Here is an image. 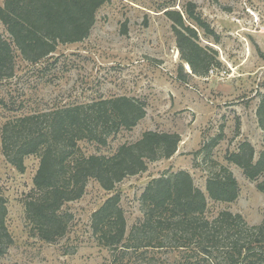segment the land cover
<instances>
[{
	"label": "rangeland",
	"instance_id": "obj_1",
	"mask_svg": "<svg viewBox=\"0 0 264 264\" xmlns=\"http://www.w3.org/2000/svg\"><path fill=\"white\" fill-rule=\"evenodd\" d=\"M5 0H0V6ZM193 4L209 33L190 23L207 56L219 61L207 76L193 74L182 60L173 23L165 12L183 13ZM0 32L8 37L0 21ZM217 53V54H216ZM127 96L145 103L146 117L130 132L112 138L107 146L82 141L83 154L112 156L120 146L139 141L148 131L177 133L178 152L149 163L146 172L117 186L121 208L132 228L143 222L140 198L155 178L186 171L207 198L206 217L227 211L250 226L264 220V195L258 185L264 174L249 179L229 162L244 143L255 149L256 162L264 151L258 111L264 102V0H111L100 9L90 37L82 43L61 45L52 59L37 65L17 60L15 76L0 81V197L8 209L6 224L12 244L0 264H182L185 252H129L122 262L97 242L92 216L114 193L91 179L83 197L67 203L73 215L66 236L55 243L41 240L29 222L26 203L38 198L34 178L39 159L25 160L19 172L2 151V127L11 118ZM227 167L239 184L234 203L210 199L206 185L211 173ZM192 263V262H191Z\"/></svg>",
	"mask_w": 264,
	"mask_h": 264
},
{
	"label": "trees",
	"instance_id": "obj_2",
	"mask_svg": "<svg viewBox=\"0 0 264 264\" xmlns=\"http://www.w3.org/2000/svg\"><path fill=\"white\" fill-rule=\"evenodd\" d=\"M111 0H5L0 21L8 37L0 32V81L15 76L17 60L37 65L52 59L59 46L87 40L97 22L98 12ZM182 60L194 75L207 76L219 65L208 57L198 41L196 24L209 33L210 27L190 4L183 13L165 12ZM217 54V53H216ZM146 117L145 103L120 96L86 104L55 107L51 110L11 118L2 127V151L19 172L25 160L39 159L34 186L39 193L26 203L29 222L37 236L55 243L64 238L73 215L63 212L67 203L81 199L93 179L114 193L92 216V230L100 246L111 251L117 262L125 255L144 256L149 251H180L182 264H264V220L250 226L242 216L224 211L215 219L206 217L207 198L190 173H166L153 179L140 202L143 222L132 228L128 238L127 220L121 208V194L115 192L125 179L144 173L149 163L171 159L179 149L177 133L148 131L142 138L119 147L112 156L83 154L79 143L107 146L122 132L134 130ZM264 133V102L258 111ZM255 161V149L244 143L230 155L229 162L251 180L264 174V151ZM211 200L234 203L240 194L233 173L221 166L211 173L206 185ZM264 195V181L258 185ZM8 209L0 197V258L12 244L6 224ZM192 262V263H191Z\"/></svg>",
	"mask_w": 264,
	"mask_h": 264
}]
</instances>
